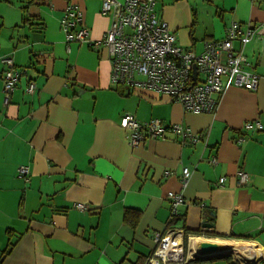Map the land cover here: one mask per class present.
I'll return each mask as SVG.
<instances>
[{
    "label": "crops",
    "instance_id": "0c3cea01",
    "mask_svg": "<svg viewBox=\"0 0 264 264\" xmlns=\"http://www.w3.org/2000/svg\"><path fill=\"white\" fill-rule=\"evenodd\" d=\"M67 3L82 12L88 37L101 39L111 18L100 13V0H0V264H144L170 220L168 191L184 198L176 228L210 222L204 232L233 237L201 236L247 242L244 261L264 264V128L243 129L252 120L264 127V0L155 2L176 42L197 53L233 21L262 29L244 50L259 75L257 89L227 86L213 113L185 112L165 94L113 86L104 46L66 43L60 19ZM4 57L27 69L7 104ZM126 113L181 123L205 140L181 146L167 133L131 147L119 125ZM21 165L29 168L26 179ZM183 167L191 172L185 186ZM237 170L248 173L245 184ZM126 209L138 217L126 221Z\"/></svg>",
    "mask_w": 264,
    "mask_h": 264
},
{
    "label": "built area",
    "instance_id": "2783aa9c",
    "mask_svg": "<svg viewBox=\"0 0 264 264\" xmlns=\"http://www.w3.org/2000/svg\"><path fill=\"white\" fill-rule=\"evenodd\" d=\"M155 2L156 0H100V13L109 16L111 22L99 40L88 37L82 12L73 3L66 4L60 27L66 43L84 42L95 49L105 47L110 62V82L113 86L165 94L179 102L185 112H215L222 93L229 85L249 91L257 89L259 75L250 69L251 64L244 50L247 42L262 33V29L254 28L250 24L242 26L233 21L225 28L223 38L204 41L202 51L197 53L176 42L175 32L157 15ZM2 61L5 64L2 91L4 104H7L27 69L15 66L9 57H4ZM34 89V83L29 81L27 91L33 92ZM119 125L131 147H136L147 139H165L167 133L173 134L181 146L195 145L205 140L202 133L192 131L181 123L164 124L157 118L139 121L129 113L121 116ZM262 128L264 127L257 120L246 121L243 125L246 131ZM241 140L239 138L237 142ZM209 162L216 164L217 160L211 157ZM17 172L26 179L29 168L21 165ZM164 173L170 174L169 171ZM190 173L189 168H182V186H185ZM236 176L239 184L247 182L248 173L244 170H237ZM224 181L225 177L219 178V184ZM166 198L170 205L171 219L178 215V206L184 202V198L180 192L173 191H168ZM75 207L85 210L84 204L79 202L75 203ZM172 228L174 230L154 236V250L144 264H151L153 261L158 264L170 262L157 252L164 237L176 231L181 233L183 255V231Z\"/></svg>",
    "mask_w": 264,
    "mask_h": 264
},
{
    "label": "bare ground",
    "instance_id": "6f19581e",
    "mask_svg": "<svg viewBox=\"0 0 264 264\" xmlns=\"http://www.w3.org/2000/svg\"><path fill=\"white\" fill-rule=\"evenodd\" d=\"M191 236L189 238V244H188V258L189 257H195L199 254V245H200V238ZM166 240V241H165ZM169 243H166V242ZM217 242L222 251H229L231 252L236 259H238L242 264H249L250 261H244L246 260V256H250V246L247 242L242 241H233V240H226V239H220V240H214ZM181 242L182 237L180 231H176L174 234L170 235L167 234L162 243L161 247L158 250L157 254L163 258H168L170 261H178L180 255H182L181 251ZM151 264H158L157 261H153ZM166 264V263H164ZM174 264V263H171Z\"/></svg>",
    "mask_w": 264,
    "mask_h": 264
},
{
    "label": "trees",
    "instance_id": "16d2710c",
    "mask_svg": "<svg viewBox=\"0 0 264 264\" xmlns=\"http://www.w3.org/2000/svg\"><path fill=\"white\" fill-rule=\"evenodd\" d=\"M26 7H24L25 9ZM27 19V18H25ZM137 212L136 211H133L131 209H126L125 212H124V219L128 222H132L130 220H135L137 218ZM134 218V219H132ZM177 221V218L176 216L171 218L168 222V225L166 227V229L170 228V227H174L175 223ZM135 222V221H134ZM182 231H183V234H184V248L185 246L187 245V238L189 235H209V236H215V237H233V236H226V235H221V234H218L216 232H204L202 228H197V229H188L186 228V226H182L181 227ZM12 247V244L9 245V247L7 248L6 251H9ZM217 260H222L225 264H237L235 262H232L231 260V257L229 255H223V256H220V257H211V258H207V259H195V260H189L186 262L189 263V262H213V261H217ZM144 262V260H143ZM142 264V263H141Z\"/></svg>",
    "mask_w": 264,
    "mask_h": 264
},
{
    "label": "water",
    "instance_id": "95a60500",
    "mask_svg": "<svg viewBox=\"0 0 264 264\" xmlns=\"http://www.w3.org/2000/svg\"><path fill=\"white\" fill-rule=\"evenodd\" d=\"M194 75L196 71H193ZM202 229H211L212 223L210 222H203L201 224ZM232 254L229 251H222L220 245L215 242L213 239H203L199 245V254L189 260L195 259H207L211 257H220L226 254Z\"/></svg>",
    "mask_w": 264,
    "mask_h": 264
},
{
    "label": "rangeland",
    "instance_id": "374dc122",
    "mask_svg": "<svg viewBox=\"0 0 264 264\" xmlns=\"http://www.w3.org/2000/svg\"><path fill=\"white\" fill-rule=\"evenodd\" d=\"M174 227H177V226H174ZM176 229V228H175ZM171 230H174V228H172V227H170L169 229H167V230H165L163 233L165 234V233H167L168 231H171ZM191 236V235H190ZM189 236V237H190ZM195 236H198V235H195ZM199 237H201L202 239H211V238H209V237H204V236H201V235H199ZM189 239V238H188ZM189 242V241H188ZM166 243H169L168 241L166 242ZM182 251V250H181ZM182 254V253H181ZM187 254H188V245L187 246H185V248H184V253H183V255H180V257H179V260L178 261H170L169 263H166V264H171V262L172 263H181V264H186V262L187 261H189V259L190 258H188V256H187ZM226 255H229L230 257H231V260L233 261V262H235V263H237V264H240V262L234 257V255L233 254H226ZM181 258V259H180Z\"/></svg>",
    "mask_w": 264,
    "mask_h": 264
}]
</instances>
